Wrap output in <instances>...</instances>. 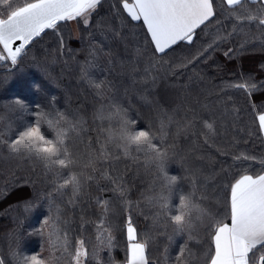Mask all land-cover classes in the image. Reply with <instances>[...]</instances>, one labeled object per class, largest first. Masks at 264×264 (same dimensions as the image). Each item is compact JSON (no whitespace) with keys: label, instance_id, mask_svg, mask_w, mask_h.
I'll list each match as a JSON object with an SVG mask.
<instances>
[{"label":"snow or ice","instance_id":"obj_1","mask_svg":"<svg viewBox=\"0 0 264 264\" xmlns=\"http://www.w3.org/2000/svg\"><path fill=\"white\" fill-rule=\"evenodd\" d=\"M50 35L55 47L45 48ZM97 36L113 42L131 38L136 58L121 62L117 76L132 77L145 92L160 80L184 89L199 84L207 96L218 97V112L209 104L200 107L210 115H200L191 104L173 109L157 104L158 126L150 118L139 125L120 103L116 81L92 75L93 68L103 65L114 71L113 50L94 43ZM73 40L88 44L81 80L98 100L91 114L92 122L101 125L96 137L90 135L85 113L61 109L48 93L53 79L49 66L66 63L63 57L75 51ZM255 41L264 48V0H0V67L7 70L0 84L17 76L21 89L0 112V158L16 168L39 167L41 174L53 177L51 191H36L23 201L25 214L38 212L39 227L28 225L29 232L17 217L16 227L3 237L0 264H121L113 255L115 230L124 235L123 264H150L157 236L165 241L163 264H264V155L240 149L247 143L244 135L264 142V79L241 73L217 86L205 71L223 67L221 58L231 60ZM31 68L42 75L28 72ZM230 92L242 93L244 104L238 105ZM29 94L44 102L30 104ZM10 111L30 115L13 120ZM244 115L250 120L245 122ZM182 135L201 137L205 146L233 163L210 175L191 168L174 143ZM114 150L133 163L143 158L156 171L157 190L145 198L156 235L138 230L133 208L139 202L129 199L124 178L113 167L112 161L120 158ZM173 162L187 175L173 174ZM183 179L189 181L188 191L181 186ZM101 181L108 182L103 190L115 195L95 197L99 212L89 220L81 206L91 186L100 189ZM210 182L217 189L213 196L207 192ZM77 223L94 228L90 248L76 234ZM31 235L43 241L38 252L25 248Z\"/></svg>","mask_w":264,"mask_h":264},{"label":"trees","instance_id":"obj_2","mask_svg":"<svg viewBox=\"0 0 264 264\" xmlns=\"http://www.w3.org/2000/svg\"><path fill=\"white\" fill-rule=\"evenodd\" d=\"M106 9L107 4L105 5ZM130 39L124 42H113L110 38L97 36L94 43L107 46L105 50L108 48L113 50L114 71L109 70L107 65H103L93 68L91 72L94 77L116 81L117 86L120 88V103L128 109L130 116L138 120L139 125L147 123L150 118L153 126H158L156 122L157 104L165 109L177 108L180 105L186 107L188 104H191L198 109L200 115H210V113H206L200 107L202 104H209L213 110L218 112L216 104L218 97L215 95L207 96L201 91L199 84H193L187 89H184L179 85H174L172 81L160 80L155 88H151L149 92H145L139 84L133 81L132 77L124 75L117 76L116 73L121 72V68L119 67L121 62L131 61L136 58ZM44 43L45 48L49 46L52 48L55 47L54 38L51 35L46 38ZM238 43L239 38L233 46H238ZM125 44H127V47ZM254 44L255 46L249 45L242 53L231 60L221 58L223 67L217 68L215 65H212L205 69L208 76L212 77V83L218 86L221 81L236 80L241 73L245 75L251 73L257 80L264 79V68L261 67V64H264V48L260 47L259 41H255ZM72 48L75 51L63 57V61H66V63L58 60L49 66L48 70L51 72L53 79L48 84V93L50 97L55 98L58 102L57 106L61 109H67L69 111L79 109L85 113L89 121V127L91 128L90 135L96 137L99 135L97 129L101 125L92 122L91 114L98 106V100L95 98L92 90L87 88L81 80V65L89 55L88 44L86 41L81 44V42L73 40ZM27 71L37 76L42 75L35 68L28 69ZM6 75L7 70L0 67V81H3ZM138 79L139 77H137ZM20 93L21 89L18 87L17 76L9 77L6 84H0V112H4L5 106L11 103L14 97ZM229 95L233 96L238 105L244 104L245 97L242 93L230 92ZM146 96L147 99H145ZM258 96L259 94H257V98ZM27 99L30 104L44 102L43 98L38 94H29ZM180 111L181 115H183V108ZM11 112L12 114L10 116L13 120L21 115L27 119L30 115V113ZM13 114L16 115V118H13ZM243 120L245 122L249 121L250 116L244 115ZM103 127H107V124L103 125ZM193 131H197V129H193ZM172 132H175V128L172 129ZM228 135L230 137L232 133ZM243 139L247 140V143L240 144L241 150L253 153L258 157L264 155V142L258 136L248 137L244 135ZM224 140V137L220 138L221 143ZM174 143L177 145V150L186 155L188 165L193 169H201L204 175H210L213 170L218 171L220 165L227 167L233 163L230 156L217 155L215 150L205 146L202 138L199 136L182 135L179 139H175ZM229 151H235V149H229ZM209 153H211V159L209 158ZM0 154H2V149H0ZM113 155L120 157L118 160H113L112 164L124 178L125 186L129 190V199L133 202H139V207L133 208V219L138 230L141 234L147 231L152 235H156L158 228L153 225V210L148 206V202L145 199L147 195H152L157 190L159 181L156 180L157 174L155 169L151 166H145L143 158L133 163L119 151L114 150ZM171 171L173 174L182 177L187 175L180 168L179 164L175 162L171 164ZM52 179L53 177L51 175L41 174L39 167L35 170L30 169L28 165L16 168L14 164L5 162L0 158V246H3L5 233L16 227L15 220L17 217L24 220L25 228L29 232H31L32 228L28 227V225L39 227L37 219L38 212L25 214L23 201L30 198L36 191H51L50 185ZM107 183V181H101L100 189L95 184L89 189L90 196L85 199V202L81 206L84 208L83 214L87 219L95 220L99 212V208L95 203V197L99 196L105 199L114 197L115 194L110 190H103V186ZM181 186L185 191H188L189 181L183 179ZM111 187V185H108L109 189ZM216 191L215 185L210 182L207 187L208 195L213 196ZM64 199L67 200V196ZM79 214V210H77L76 215L79 216ZM122 220L123 216L119 217L116 223L120 224ZM74 229L80 238L88 241L90 248L94 242L95 235V230L92 225L88 224L80 228L77 223V225H74ZM114 235L117 237L118 245L113 255L117 261L123 264L125 258L124 235L119 230H115ZM180 242V240H177L176 244ZM42 243L41 237L36 235L25 238V248L33 252H38ZM164 243L163 238L157 236L150 247V260H155L157 264H163L161 253ZM171 254L173 256L176 254L175 246Z\"/></svg>","mask_w":264,"mask_h":264},{"label":"rangeland","instance_id":"obj_3","mask_svg":"<svg viewBox=\"0 0 264 264\" xmlns=\"http://www.w3.org/2000/svg\"><path fill=\"white\" fill-rule=\"evenodd\" d=\"M11 103H9V104H7V105H10ZM15 113V112H14ZM10 114H12V112L10 111ZM13 116V118H16V115L15 114H13L12 115ZM147 196H149V195H147Z\"/></svg>","mask_w":264,"mask_h":264},{"label":"built area","instance_id":"obj_4","mask_svg":"<svg viewBox=\"0 0 264 264\" xmlns=\"http://www.w3.org/2000/svg\"><path fill=\"white\" fill-rule=\"evenodd\" d=\"M150 264H157L156 261L150 260Z\"/></svg>","mask_w":264,"mask_h":264},{"label":"crops","instance_id":"obj_5","mask_svg":"<svg viewBox=\"0 0 264 264\" xmlns=\"http://www.w3.org/2000/svg\"><path fill=\"white\" fill-rule=\"evenodd\" d=\"M153 261H155V260H153Z\"/></svg>","mask_w":264,"mask_h":264}]
</instances>
